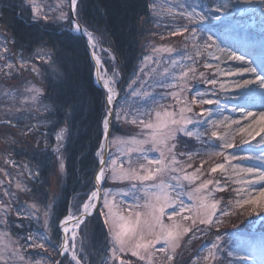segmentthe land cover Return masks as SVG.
<instances>
[{
    "label": "snow or ice",
    "instance_id": "6c2138e0",
    "mask_svg": "<svg viewBox=\"0 0 264 264\" xmlns=\"http://www.w3.org/2000/svg\"><path fill=\"white\" fill-rule=\"evenodd\" d=\"M81 4L82 0H56L55 4L22 0L21 5L13 6L14 11L19 8V20L25 26L37 29L55 26L61 34L72 39L79 35L86 36L88 49H91L89 55L95 61L96 78L102 81L105 89L104 108L96 118L100 143L95 152L97 169L92 175L93 187L77 212L74 214L69 210L68 215L60 221L63 236L59 244H52V248L57 257L64 259L48 257L50 264H82L76 238L78 230L94 214L103 217V225L107 229L110 246L104 264H179L178 256L186 245L199 239L197 233L207 235L212 229H215L214 241L206 254L197 256L192 264H248L250 260L254 264L251 252L242 255L244 250L238 245L230 246L232 238L226 239L220 232V226L227 222L225 218L235 216L248 220L264 215V63L258 69L245 55L226 51L218 41L231 27L232 9L244 11L243 6L258 5L264 16V0H235V3L230 0H192V3L182 0L179 5L169 7L168 14L173 18L178 16L185 23L174 25L168 35L181 36L191 45L194 55L186 57L191 63L182 64L171 59L175 52L171 46L153 45L151 53L143 58L140 72L144 73L150 64L157 66L151 68L150 74L161 76L162 79L157 80L160 87L171 89L166 93L173 102L170 105L158 102L143 84L138 87L129 85L130 92L120 102L119 73L115 67L112 75H108L107 70L101 73L103 65L96 52L98 41L93 32L82 27L77 19ZM147 7L153 15H160L161 6L155 0H151ZM160 39L165 40L166 37L161 35ZM9 41L17 43L15 38L5 37L0 47V74L6 78H15L25 71L39 74V67L32 58L25 59L21 54L14 59L10 55ZM45 47L41 41V50L34 59L47 65L56 63L57 54L66 51L56 44L47 51L43 50ZM205 53L218 62L203 63L204 69L213 70L210 76L197 70V58ZM109 54L115 60V56ZM163 54H168L172 69L180 67L179 75L168 67L164 68L163 73L157 72ZM232 61L237 62L236 67L227 71L221 68V63ZM197 76L203 83L212 86L211 89L205 92L196 90L191 81ZM61 79L66 77L61 75ZM139 79L133 80L132 84H138ZM24 93L19 90L4 93L6 96L23 97L18 101L20 107L16 108L17 112L22 113L24 107L30 104H38L45 96L44 89L35 85L25 88ZM186 93H191L190 98ZM229 103L232 105L230 111L239 112V118L223 115L229 110ZM257 103L261 105L260 110L252 111L251 106ZM211 106H215V112ZM60 108L65 110L64 126L53 125L58 130L55 131V145L51 151L58 162L59 173L63 175L66 172L68 144L72 138V122L82 105L74 102L73 97H68L57 110ZM11 110L12 106H9V112ZM44 111H48L47 105ZM21 118L9 116L5 123L19 127ZM13 119L17 121L15 124ZM116 123L135 126L139 131L114 136L111 130ZM39 130L33 124H25L21 129L22 135H31L36 140L34 157H43L49 148L46 133L41 132L43 139L35 135ZM193 140L210 150H191L188 145ZM182 141L183 151L180 150ZM113 145L117 147L119 155L113 156L109 151ZM244 146H248L246 150ZM239 152L244 154L240 155ZM149 153L157 155L152 158ZM197 158L199 164L194 166ZM5 163L15 162L5 160ZM25 169L30 178L40 175L39 165L35 171L28 165H25ZM109 180L114 183L127 182L128 188L114 193L111 188L103 187ZM16 188L18 191H31L19 182ZM229 189L235 193L234 199L223 202L215 198L216 192ZM130 193L133 204L126 209L117 204V195L127 196ZM137 193L142 195L137 196ZM3 195L10 199L0 200V217H3L0 223L7 225V217L13 211L11 199L16 194L5 190ZM185 195L188 203L182 198ZM141 200L143 203H140ZM28 207L31 211L27 214L22 209H15L16 215L39 221L40 208L35 203ZM43 216L45 231H37L35 235L29 231L9 244H3L0 247V264H9V261L16 259L21 264H33L20 253L21 249L48 251L53 239L47 234L52 231L51 205H45ZM17 227L24 228L23 220ZM8 236L10 233H0V239ZM261 249L264 255V241L261 242ZM80 251H83L82 243ZM34 264H43V258L35 260Z\"/></svg>",
    "mask_w": 264,
    "mask_h": 264
},
{
    "label": "trees",
    "instance_id": "16d2710c",
    "mask_svg": "<svg viewBox=\"0 0 264 264\" xmlns=\"http://www.w3.org/2000/svg\"><path fill=\"white\" fill-rule=\"evenodd\" d=\"M21 4L22 0H0V25L6 30L10 39L15 38L17 41L15 44L10 43L11 49L19 55L22 54L24 58H32L39 67L37 82L44 89L45 96L40 99L38 106L47 105L48 111H44V108H34L30 112L18 113L17 117H22L20 126L13 129L21 131L25 124L37 125L40 130L35 135L43 139L41 132L47 130L46 135L50 147L51 141H53L52 133L57 129L53 125L64 126L65 110L63 108L57 110L63 100L73 97L74 102L82 105L72 122V138L68 144L65 159V174L59 173L58 162L49 148L43 157H34L37 146L36 140L31 135L27 136L29 140L26 141L28 142L18 141L16 147L14 145L11 147L17 160L24 161L34 170L39 165L40 175L34 180L29 177L27 179L26 184L31 191L23 192L25 196L28 194L29 198L35 199L36 202L44 206L51 205L52 231L47 234L53 239L48 245V251L25 250L26 257L33 258L34 264L35 258H43V261H47L48 257L57 259V254L52 248L53 243L59 244L60 242L57 224L69 209L77 212L78 207L92 190V175L97 169L95 152L100 143L96 118L103 111L105 93L94 82L93 63L80 36L72 39L61 34L55 26L47 29L25 26L19 20V8L13 10L14 5ZM148 4L149 0H82L80 5L77 17L79 23L93 32L99 47L109 50L102 53L101 56L110 74L113 73L114 67L119 73L117 79L120 101L127 95L130 79L143 54L141 45L145 32L150 27ZM41 41L46 45L44 51L51 49L53 44L66 49V51L57 54L56 63L43 64L34 59L36 53L41 50ZM109 53L115 56V60H112ZM61 75L66 79H61ZM16 122L14 119L13 123ZM130 126L125 125L124 127ZM8 127L7 124H0L2 129ZM130 128L134 129L135 127L131 126ZM111 131L114 135L121 133L122 129L116 123ZM41 148H43V144H41ZM109 151H112L111 146ZM52 184L54 192L49 198L50 203H47L49 188ZM108 186H112V183L110 185L105 183L104 187ZM19 222L21 223V220ZM23 223L24 228H18L17 224L9 221L6 229L15 238L22 237L29 231L33 233L35 228L33 221L25 220ZM229 224L231 223L227 225L231 227L234 225ZM78 235L77 252L84 260L83 262L85 264H104L110 245L107 229L103 225V217L98 214L89 217L78 230ZM21 243H23L22 240ZM81 243L82 252L80 251ZM47 262L50 264L49 260ZM179 264H186V259L180 261Z\"/></svg>",
    "mask_w": 264,
    "mask_h": 264
},
{
    "label": "rangeland",
    "instance_id": "374dc122",
    "mask_svg": "<svg viewBox=\"0 0 264 264\" xmlns=\"http://www.w3.org/2000/svg\"><path fill=\"white\" fill-rule=\"evenodd\" d=\"M42 3H52L55 4L56 0H41ZM151 0H149V3ZM155 2L161 6L160 9V15L156 16L153 15L150 11L149 14V22L150 27L148 28V31L145 32L144 38H143V54L140 58V61L137 65V68L133 74V76L130 79L129 85H132V87H138L139 84H143L145 88L152 92L155 99L163 103L165 105L172 104L171 97H167L166 93L170 91L171 89L162 88L157 83V80L162 79L161 76L157 74H150V70L153 67H157L156 65L150 64L147 69H145L144 73L140 72V68L142 66V61L145 55H148L151 53V49L153 45L159 46L161 44L171 46L175 49V52L173 53L171 59H175L177 61H180L182 64H189L191 61L187 60L186 57L189 55H194L193 49L190 44H187V42L184 40L181 36H175L170 37L168 33L172 30L173 26H178L182 23H185L182 19H180L178 16L176 18H173L171 15L168 14V9L171 5H179L182 0H155ZM188 3H192V0H187ZM207 2V0H205ZM231 3H235V0H230ZM245 9L244 11H240L238 9H232V15L230 17L231 20V27L230 29L221 36L220 40L218 41L222 48H224L226 51H235L237 54H243L247 57L248 60L253 62V66L256 65V67L259 69V66L264 63V16L261 15V12L259 11L258 5H251V6H243ZM149 10V9H148ZM164 35L166 37L165 40H161L160 36ZM5 37L10 38L6 30L0 25V47L3 46L5 42ZM9 41V48H10V55L14 59L19 58V54L11 49ZM97 55L101 59V63L103 67L101 68V73L105 70H107L105 64L102 61L101 54L105 51L102 47H97L96 49ZM219 55V53H216ZM27 59V58H25ZM108 59H111L108 57ZM198 65L197 70L198 72L203 71L205 72L206 76H210L211 72L213 70L209 69L206 70L203 68V63L205 61L210 62L212 64L218 63L217 61L211 59L205 53L202 57H198ZM237 62L232 61L228 63H221V68H223L225 71L229 70L232 67H236ZM31 67V65H29ZM168 67L170 71H173L175 75H179L180 67H176L175 69L171 68V65L169 63L168 54H163L161 63L159 64V67L157 69L158 73H163L164 68ZM108 75L110 72L107 70ZM138 77L139 82L138 84H132L133 80H137ZM221 79H224L221 77ZM38 75L37 73L31 72V71H25L21 75L15 77V78H6L2 74H0V124H7L5 123V120L8 119L9 116L17 117L18 113L16 111L17 107H20L18 101L22 99V96H14V95H8L6 96L4 93H15L17 90L19 92L24 93V89L35 85L36 87L41 88L38 85ZM165 83H168L170 81H164ZM192 85H194V88L200 92H205L211 89L212 86L203 83L200 78L197 76V78L193 81H191ZM130 88L128 87L127 94L130 92ZM27 95V93H24ZM186 95L191 96V93H186ZM163 97V99H162ZM121 103L123 102L120 101ZM9 106H12L11 112H9ZM213 108V111L215 112V106H211ZM228 109L226 110L223 115L224 116H231L233 118H239L240 113L239 112H231L230 109L232 107L231 103L228 104ZM34 108H40L43 109L44 107L36 105H29L27 107H24L23 112H30L33 111ZM261 108V105L259 103L252 105L251 110L252 111H259ZM7 114V115H6ZM214 119L216 116L213 117ZM14 121V119H13ZM15 124V123H14ZM119 126H121V133L114 134V136L121 137L125 134H136L139 129L135 128L132 129L130 127H124L127 124L118 123ZM8 125V124H7ZM8 128H0V181L3 183H0V200L8 201L10 198L3 195V192L5 190L15 193L16 197L11 199V207L13 211L11 214L7 217L8 221H12V223H15V225H19L20 220H27L23 217H18L16 215L15 209H22L25 214H27L28 211H31L29 209V205L35 203L40 208V220L37 221L35 218H32L31 220L34 223V231L33 234H37V231L44 232V205L36 202L35 199L29 198L28 194L23 193V191H18L16 188V184L19 182L22 185L27 186V179L29 177V172L25 169V163L24 161L17 160L14 157V153L11 147L13 145L16 147L18 144V141H26L29 140L27 136H24L21 134V131L13 129L11 125H8ZM123 126V127H122ZM129 126V125H128ZM205 127H207L205 125ZM6 132H5V131ZM58 130V129H56ZM55 130V131H56ZM55 131L52 133V139L51 145L49 147L50 151L52 146L55 145ZM43 133H46L47 130H42ZM259 139V137H257ZM12 140H15V143H12ZM187 140V138H185ZM28 142V141H26ZM253 144H255V141H253ZM188 147L193 151H201L205 152L210 149H207L206 146L201 145L198 141H192L191 144L188 145ZM248 146H244L245 150ZM112 151L111 153L113 156L119 155L117 152L116 146H111ZM180 150L183 151L184 149V142H181ZM236 151V150H234ZM52 152V151H51ZM240 155H243L244 152H239ZM156 153H149V156L152 158L156 157ZM121 159H124V157H121ZM5 160L14 161L15 163H5ZM248 163V162H245ZM199 164V158L195 159L194 166H197ZM30 167V166H29ZM31 168V167H30ZM32 169V168H31ZM35 171L34 169H32ZM192 169H189L188 171H191ZM7 173V175L5 174ZM30 178V177H29ZM33 180L35 178H32ZM110 185L112 183V186H108L105 188H111L114 193L120 192L123 190H127L128 184L125 183H114L111 180L105 182ZM105 183L103 187L105 186ZM186 183V182H185ZM54 184V183H53ZM52 184L51 188H49L48 192V202L50 203L49 198L52 196V193L54 192V185ZM28 187V186H27ZM51 189V190H50ZM137 196H141L142 193H137ZM186 203H188L187 196L182 197ZM216 199H222L223 202H227L228 200L235 198V193L231 191V189L225 191V192H216L215 193ZM116 202L118 205H120L122 208H127L128 205L133 204V195L130 193L127 196H116ZM140 203H143L141 200ZM71 210V209H69ZM74 214L75 211L71 210ZM69 213V211H68ZM67 213V215H68ZM0 219H3V217H0ZM227 221L226 223L222 224L220 226V232L225 235V238H232L231 245L232 247L239 246L244 251L241 252V254H245V252H251L252 257L254 258V264H261L262 261H264V255H262V249H261V242L264 241V215L260 217L253 216L252 218L248 220H243V218H237L235 216L230 218H225ZM231 223L233 226H228L227 224ZM229 224V225H231ZM238 224V226H237ZM239 224H241L239 226ZM39 228H37V227ZM203 227V226H201ZM237 228H244V229H237ZM36 229V230H35ZM7 232L6 225L3 223H0V233ZM197 236L199 239H194L191 244L186 245L185 248L181 251L180 255L178 256V261H182L186 259V264H192V262L196 259L197 256H202L206 254V250L208 247H210V244L215 239V229L209 230L207 232V235H204L202 233H197ZM17 238L13 237L11 234L10 236L6 238L0 239V247L3 246V244H9L11 241L16 240ZM79 239V235H77L76 242ZM20 253L22 255L27 256L24 249L20 250ZM26 260L33 261V258L26 257ZM35 260H41V258H35ZM48 261V259H47ZM43 261V264H49V262ZM82 259V264H85ZM9 264H21V262L16 259L15 261H9ZM248 264H253V260H250Z\"/></svg>",
    "mask_w": 264,
    "mask_h": 264
},
{
    "label": "water",
    "instance_id": "95a60500",
    "mask_svg": "<svg viewBox=\"0 0 264 264\" xmlns=\"http://www.w3.org/2000/svg\"><path fill=\"white\" fill-rule=\"evenodd\" d=\"M82 26V25H81ZM83 27V26H82ZM80 36V38L82 39V41H83V43L85 44V47H86V49H87V51H88V54L90 53V51H91V49H88V45H87V37L86 36H83V35H79ZM89 57H90V55H89ZM90 59H91V61H92V63H93V67H94V71H93V78H94V82H95V84L99 87V88H101L104 92H105V89H103V87H102V82L101 81H98L97 80V78H96V75H95V73H96V67H95V61L90 57ZM58 229H59V231H60V233H61V237L63 236V231H62V228L60 227V223L58 224ZM57 258H59V259H62V257H57Z\"/></svg>",
    "mask_w": 264,
    "mask_h": 264
},
{
    "label": "bare ground",
    "instance_id": "6f19581e",
    "mask_svg": "<svg viewBox=\"0 0 264 264\" xmlns=\"http://www.w3.org/2000/svg\"><path fill=\"white\" fill-rule=\"evenodd\" d=\"M254 67H256V65H254ZM100 71H101V69H100ZM102 82V81H101ZM69 227L71 228V224H69ZM69 235H71V233H69Z\"/></svg>",
    "mask_w": 264,
    "mask_h": 264
}]
</instances>
